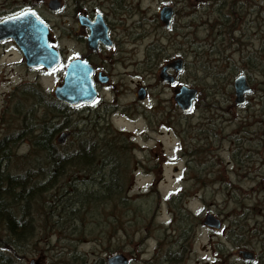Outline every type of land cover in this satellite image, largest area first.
<instances>
[{"label": "rangeland", "instance_id": "1", "mask_svg": "<svg viewBox=\"0 0 264 264\" xmlns=\"http://www.w3.org/2000/svg\"><path fill=\"white\" fill-rule=\"evenodd\" d=\"M60 1L64 8L54 13L46 0H0V19L22 4H33L54 25L66 64L80 47L87 52L80 32L74 34L81 25L77 14L99 5L114 20L127 7L122 0ZM138 2L149 22L146 34L127 42L125 31L118 47L92 57L109 74L110 84L99 85L100 97L86 109L67 110L52 138L59 152L67 153L80 143L97 149L93 141L120 136L117 147H124L133 169L125 188L132 202L121 207L127 234L120 229L114 235L119 228L110 216L114 202L101 215L103 205L89 201L79 229L54 232V225L44 224L45 230L36 234L42 243L33 239L18 253V264L32 258L42 264H107L113 254H122L130 264H234L239 261L236 251L244 246L254 250L255 237L250 240L244 233L241 238L238 225L264 230V98L256 91L261 76L264 80V0L238 1L233 15L224 0H182L172 26L165 29L154 17L161 0ZM210 17L207 25L201 24ZM218 17L224 26L220 33ZM6 46L0 45V138L11 141L7 170L21 173L44 154L31 148V135L59 121L51 113L60 104L52 89L62 68L44 76L18 61L12 47L6 53ZM176 57L185 65L178 82L200 92L188 112L173 104V86L159 78L161 67ZM238 73L251 82L241 105L234 104ZM141 86L147 90L144 99L137 96ZM21 127L28 128L27 134ZM64 130L70 136L60 144L56 137ZM69 174L84 178L88 191L96 189L88 178L92 173L75 168ZM35 203L44 206L36 215L47 222L49 201ZM212 214L221 221L217 231L211 229ZM141 218L145 221L139 224ZM255 251V259L264 256V249Z\"/></svg>", "mask_w": 264, "mask_h": 264}, {"label": "trees", "instance_id": "2", "mask_svg": "<svg viewBox=\"0 0 264 264\" xmlns=\"http://www.w3.org/2000/svg\"><path fill=\"white\" fill-rule=\"evenodd\" d=\"M224 1L227 5L230 4V11L233 15L236 10V3L242 0ZM227 5L222 6L227 7ZM232 21L234 23V18ZM223 27L220 26L219 29L222 30ZM262 77L261 81L257 83L256 91L261 98H264V80ZM55 105V110H52L51 113L54 114L53 118L59 121H55L54 128L46 124L40 128V132L31 135L33 139L31 148L34 145L36 151L44 153L39 160L35 159L36 162L34 161L35 163L30 166L31 168L21 173L7 170L12 162L11 159H13L9 150L11 141L7 137L0 140V264H18L17 259L22 258L18 253L27 245L33 244V239H36L34 243L39 242L38 245L41 244L42 241L36 237V234H41L42 230H45L44 224L46 223L54 225V232H65L67 228L79 229L80 224L85 223V216L88 209L91 208L89 201L103 205L101 209L94 202L95 207L100 208L98 210L101 215H104L103 211L107 204L114 202L110 216H112L113 222H116V226H119L114 235L120 229L127 234V231L122 228L124 208L121 207H129L132 202L126 198L125 188L133 169H131L132 163H130L132 159L123 149L124 147L120 145H118L120 148L117 147L115 138L120 139V136H114L112 141L109 139L100 140V143L99 139L93 141L94 143L97 142V149L92 147V144L86 145L84 142L78 144L70 152L61 153L57 145L52 142V138L54 133L64 124L61 120L65 117L63 114L70 109L65 104ZM59 105L61 106L60 109L57 108ZM46 126L49 127L47 131L45 130L47 129ZM21 128L22 132L27 134L28 128ZM88 134L92 136L93 133L88 132ZM75 168L82 169L89 174L92 173L93 177L88 178H92L91 185L96 188L94 191H88L87 187L90 185L84 182V178H71L72 174L69 173ZM37 200H48L53 204L48 206L50 213L46 216L47 222L39 219L36 215L40 208L44 209L43 205L35 203ZM116 208H118L117 211ZM39 220L43 223H39ZM144 221L145 219L141 218L139 224ZM233 225L235 226L236 222ZM77 226L78 228H76ZM238 226L243 228V231L239 230L241 238L244 237V233L250 240L255 237L252 240L254 243L251 244L253 249H264V230L259 231L257 225L253 228L249 227V229L244 228L242 223ZM50 232L52 231L45 232V234ZM257 263L264 264L263 255L249 264Z\"/></svg>", "mask_w": 264, "mask_h": 264}, {"label": "water", "instance_id": "3", "mask_svg": "<svg viewBox=\"0 0 264 264\" xmlns=\"http://www.w3.org/2000/svg\"><path fill=\"white\" fill-rule=\"evenodd\" d=\"M50 7L54 10L58 8L56 0L50 3ZM28 12V11H25ZM23 12V13H25ZM31 12V11H30ZM20 13L15 16L7 17L0 20V40L7 37H12L23 51L28 65L43 64L48 69H53L59 64V55L56 50L49 47L46 41V26L40 22L34 15L24 16ZM162 18H170V9L161 12ZM95 23V24H94ZM90 25L91 33L88 38V47L95 49L96 39L100 37V32L97 28V21ZM33 43V45H32ZM168 66L180 69L182 60L176 59L168 64ZM166 67L162 69V78L170 81L171 78L165 75ZM92 70L86 62L73 61L66 68L63 82L54 89V94L57 99L67 103L71 106H78L83 103L91 102L95 96L96 91L91 81ZM104 81V78H102ZM180 91L175 95V100L183 110H188L191 107V100L195 97L196 89L181 86ZM234 91L236 95V103L243 101V94L249 91V86L246 78L243 75L237 76L234 80ZM143 89L138 92V97L143 98ZM69 136V132H62L57 137L59 143H64ZM218 226L216 222L212 223ZM243 259L252 260L253 254L251 251L242 252ZM28 264H41L40 259H30ZM107 264H129L128 259L122 254H114L107 257Z\"/></svg>", "mask_w": 264, "mask_h": 264}, {"label": "flooded vegetation", "instance_id": "4", "mask_svg": "<svg viewBox=\"0 0 264 264\" xmlns=\"http://www.w3.org/2000/svg\"><path fill=\"white\" fill-rule=\"evenodd\" d=\"M49 1L50 0H46L47 7H48V10L52 12L53 10L50 8V6H48ZM122 1H125L127 7L124 8L118 14L117 18H115L114 20L108 19V15L104 11V9L102 7H100L99 5H96V7H93L92 10H90V11H88L87 9H83L76 16L78 23H80L81 25L78 24L79 27L76 28V30L74 31V34H77L78 31L80 32V35H79L80 40L82 42V45H83V42H85L87 52H83L82 47H80L81 51L79 50L76 53L77 55L74 54L71 56V58L72 59H82V60L88 61L89 65L93 69V79L97 82V77L99 74H100V76H103V77L105 76L106 80L103 82V84H106V85L110 84V79H109L110 76H109V74L104 73L105 69L103 67L97 65V62H93L92 57L94 55L97 56V54H100L106 48H111L114 45H116V47H118V45L121 44L120 40L123 38V34L125 31L128 33V36H126V38L129 39L126 41L129 42L132 38L133 39L135 37L139 38V36L145 35L146 31L148 30V27L146 24L149 22L147 19H145V14H144L145 9H144V7L140 6L138 0H122ZM181 1L182 0H161V3L157 9L158 10L157 13H154V17H156L158 22L160 21V24H162L163 29L170 28L172 26L171 23L173 22L176 14H177V8H178L179 3ZM59 2H60V10L57 11V13L61 12L64 8V4H62V2L60 0H59ZM131 6H133V7L131 8ZM168 8L170 9V18L169 19L162 18L161 12L163 10L168 9ZM27 9L32 10L39 18H41L48 25V34H47L48 44L49 45H57L56 44L57 38H56L55 32H54L55 27L49 21L50 19L47 20L46 18H44L42 16V14L39 12V9H37L35 6H33V4H30V3L22 4L20 6V8L17 10L18 11H24ZM18 11H15V12H18ZM15 12L14 11L9 12V14L6 13L3 15V17L11 15L12 13H15ZM96 21H97L96 24H97L98 31L100 32L101 35L99 38L96 39V42L92 44V45H96V48L95 49H89L87 45H90L89 41H88V38H89L90 33H91L90 25H93V23ZM160 24H159V26H160ZM118 29H119V33H118ZM122 43H124V42L122 41ZM0 45H4V46L9 45V46H6L4 48V49H6V51H5L6 53H7V51H9L7 48L12 47L14 52L20 56L18 61L24 62V64L26 65L25 60H24V56H23L21 50L18 48L17 44L15 43V41L12 38H7L5 40H1ZM78 45H81V43ZM150 45H155V43H152ZM149 49H147V51ZM27 68L29 70H32V71H38L39 73H40V71H42L43 75H47V74L53 72V71H51V72L47 71L44 67L33 68V67L27 66ZM106 85H104V86H106ZM29 91L35 92L34 89L29 90ZM31 95H34V94L31 93ZM87 107H89V105L82 106L81 108L86 109ZM4 138H6V137H4ZM1 139L2 138H0V140ZM239 252L240 251L238 250L237 253H239ZM234 264H244V263L240 259L239 261L235 262Z\"/></svg>", "mask_w": 264, "mask_h": 264}, {"label": "bare ground", "instance_id": "5", "mask_svg": "<svg viewBox=\"0 0 264 264\" xmlns=\"http://www.w3.org/2000/svg\"><path fill=\"white\" fill-rule=\"evenodd\" d=\"M40 132V131H39ZM38 133V132H37ZM61 144V143H60ZM62 144H64V143H62ZM90 153H93V152H91V150H88ZM95 153V152H94ZM49 205L51 206V205H53L52 203H50L49 202ZM245 247V246H244ZM180 248V247H179ZM181 249H183V247L181 248ZM247 251H252V250H250V249H246ZM178 253H176L175 255H177ZM262 255V254H261Z\"/></svg>", "mask_w": 264, "mask_h": 264}, {"label": "snow or ice", "instance_id": "6", "mask_svg": "<svg viewBox=\"0 0 264 264\" xmlns=\"http://www.w3.org/2000/svg\"><path fill=\"white\" fill-rule=\"evenodd\" d=\"M29 14H31V15H35V13L30 12V10H29L28 12L23 13L24 16H27V15H29Z\"/></svg>", "mask_w": 264, "mask_h": 264}]
</instances>
